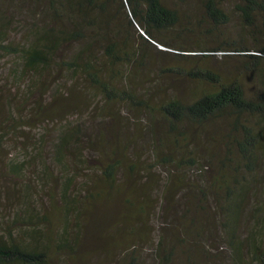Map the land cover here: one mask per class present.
Instances as JSON below:
<instances>
[{
	"label": "trees",
	"instance_id": "1",
	"mask_svg": "<svg viewBox=\"0 0 264 264\" xmlns=\"http://www.w3.org/2000/svg\"><path fill=\"white\" fill-rule=\"evenodd\" d=\"M0 264H264V0H0Z\"/></svg>",
	"mask_w": 264,
	"mask_h": 264
},
{
	"label": "rangeland",
	"instance_id": "2",
	"mask_svg": "<svg viewBox=\"0 0 264 264\" xmlns=\"http://www.w3.org/2000/svg\"><path fill=\"white\" fill-rule=\"evenodd\" d=\"M14 140L10 139V144L7 146L6 150L10 151L13 154H19L20 151H18L15 147H14ZM11 158V155L8 156V160ZM6 165V164H5Z\"/></svg>",
	"mask_w": 264,
	"mask_h": 264
}]
</instances>
